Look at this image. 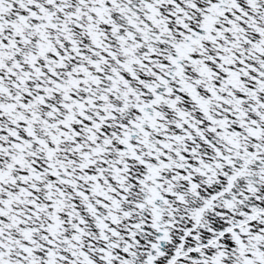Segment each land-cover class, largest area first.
<instances>
[{
  "label": "snow or ice",
  "instance_id": "6c2138e0",
  "mask_svg": "<svg viewBox=\"0 0 264 264\" xmlns=\"http://www.w3.org/2000/svg\"><path fill=\"white\" fill-rule=\"evenodd\" d=\"M0 264H264V0H0Z\"/></svg>",
  "mask_w": 264,
  "mask_h": 264
}]
</instances>
